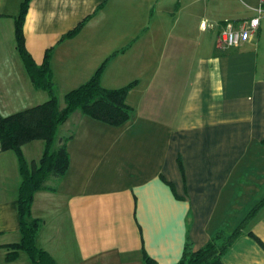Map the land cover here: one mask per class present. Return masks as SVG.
Listing matches in <instances>:
<instances>
[{"label": "crops", "instance_id": "0c3cea01", "mask_svg": "<svg viewBox=\"0 0 264 264\" xmlns=\"http://www.w3.org/2000/svg\"><path fill=\"white\" fill-rule=\"evenodd\" d=\"M23 1L0 0L1 115L47 99L15 44ZM197 1L28 0L24 45L38 65L51 50L60 106L105 59L104 87L135 81L128 121L114 126L75 110L58 128L54 148L70 136L68 168L30 207L41 221L35 244L56 264H143L145 255L175 264L186 241L198 249L219 228L231 231L264 197V16L248 41L224 49L219 25L255 16L258 0H235L223 19ZM208 28H217L214 40ZM43 148L35 139L21 150L37 162ZM20 181L16 153L0 150V264H32L22 250L6 258L21 237ZM249 233L264 243V202L224 264H264Z\"/></svg>", "mask_w": 264, "mask_h": 264}, {"label": "trees", "instance_id": "16d2710c", "mask_svg": "<svg viewBox=\"0 0 264 264\" xmlns=\"http://www.w3.org/2000/svg\"><path fill=\"white\" fill-rule=\"evenodd\" d=\"M27 4L28 0L23 1L15 19V44L32 85L45 90L47 99L20 111L0 114V150L12 149L16 153L21 176L17 195L21 237L18 242L7 245L9 250L6 258L12 259L22 250L28 254L32 264H56L48 252L35 244L41 221L31 216L30 207L35 191L53 189L47 181L58 179L68 168L66 141L70 136L60 139V145L54 148L58 128L75 110L114 126L128 121L133 108L126 102V96L135 81L120 87H104L101 84V73L106 65L105 59L84 83L64 94L63 106H60L49 65L51 50L45 51L43 60L38 65L24 45L23 19ZM77 29L78 27L68 32L65 37L73 35ZM35 139L44 142L43 152L37 162H27L22 154V145ZM263 202L264 197L248 211L234 229L227 231L219 228L198 249H193L191 242L186 241L182 255L175 264H224L222 255L243 232ZM249 234L255 237L252 233ZM258 242L264 249V243L260 240ZM143 264L157 263L145 255Z\"/></svg>", "mask_w": 264, "mask_h": 264}, {"label": "built area", "instance_id": "2783aa9c", "mask_svg": "<svg viewBox=\"0 0 264 264\" xmlns=\"http://www.w3.org/2000/svg\"><path fill=\"white\" fill-rule=\"evenodd\" d=\"M259 5L255 16L240 20H226L219 25L217 42L220 47L226 49L248 41L264 16V0H258ZM204 27V22L202 24Z\"/></svg>", "mask_w": 264, "mask_h": 264}, {"label": "rangeland", "instance_id": "374dc122", "mask_svg": "<svg viewBox=\"0 0 264 264\" xmlns=\"http://www.w3.org/2000/svg\"><path fill=\"white\" fill-rule=\"evenodd\" d=\"M234 2H235V0H203V1L201 0V1L195 2L194 6L199 8L200 11L202 10V8L205 7L207 10L206 15L208 17H217V18L223 19L225 16L227 17V15L232 14V7L234 8V6L236 5V3H234ZM237 6H238V4H237ZM240 6H242V8H244L245 10L248 9L247 7H245L244 4H242ZM240 6H238V7H240ZM216 30H217V28H216ZM260 30H261V34H262L261 39H262V42H264V18L261 20ZM215 31L210 33L209 28H208L207 32L205 34H206V36H210L212 34V38L214 40ZM51 180H53V179H51Z\"/></svg>", "mask_w": 264, "mask_h": 264}]
</instances>
